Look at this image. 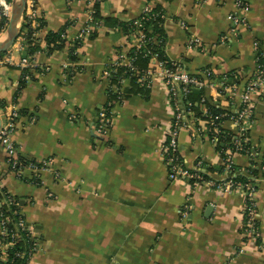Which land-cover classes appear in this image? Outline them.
<instances>
[{
  "label": "crops",
  "instance_id": "1",
  "mask_svg": "<svg viewBox=\"0 0 264 264\" xmlns=\"http://www.w3.org/2000/svg\"><path fill=\"white\" fill-rule=\"evenodd\" d=\"M247 1L249 27L241 30L237 41L222 45L219 40L230 30L235 0H153L166 14L167 56L206 83L200 90L209 102L219 96L205 69L217 76L235 73L243 84L255 70L253 43H264V0ZM36 2L37 23H44L35 32L39 50L27 56L20 32L0 57V114L12 105L24 113L14 135L20 155L54 158L55 170L64 178L44 173L41 187L16 179L0 145L1 183L21 200L39 243L30 264H264V248L242 233L241 194L206 187L193 190L187 181L170 179L159 146L173 114L160 79H153L147 98L131 96L117 105L105 137L96 133L98 111L108 100L105 67L119 52H128L135 37L103 27L78 49L73 62L84 71L69 79L63 66L71 62V42L87 23L88 0ZM146 4L147 0H105L101 12L126 22L138 19ZM61 30L65 47L48 52L45 36ZM192 35L207 51L188 48ZM3 37L1 32L0 42ZM8 57L10 63L1 62ZM22 58L35 66L20 67ZM21 80L25 86L16 99ZM253 102L250 143L262 154L264 94L253 96ZM70 114L79 119L71 122ZM224 127L235 131L231 122ZM179 144L187 168H195L201 159L204 167L216 169L212 178L227 177L221 156L208 140L183 131ZM233 160L243 169L251 162L243 154H235ZM258 177L255 203L264 241V182L261 173ZM185 206L190 209L184 217Z\"/></svg>",
  "mask_w": 264,
  "mask_h": 264
},
{
  "label": "built area",
  "instance_id": "2",
  "mask_svg": "<svg viewBox=\"0 0 264 264\" xmlns=\"http://www.w3.org/2000/svg\"><path fill=\"white\" fill-rule=\"evenodd\" d=\"M36 4V0H27L26 10L22 19V23H30L35 32L40 26L39 23H37ZM88 4L90 8L88 11L87 23L75 39L72 40L71 46H74L77 42H85L91 37L93 32H100L103 28V25L95 21L93 17L94 10L92 7L94 0H88ZM250 7L251 5L247 0H235V9L230 15V30L227 34L221 36L219 40L220 44L229 45L237 41L241 30L249 27L247 12L250 10ZM11 8L12 0H0V19L1 17H7L9 20ZM153 8V0H147V4L141 15L149 14L152 12ZM160 17H163L164 21L166 20V14L160 15ZM147 19L144 17L142 20L137 19L136 25L140 28L143 21ZM7 26L8 23L5 28H7ZM35 32L33 34L34 37ZM136 33L137 37H135L132 47H136L137 49L144 48L149 42L158 44L164 43V40L162 38L158 39L157 36L148 38L147 35L141 31ZM21 37L23 39L25 38L24 32ZM187 46L189 49L200 50L202 52L207 51V48L203 46L201 40L193 35L189 37ZM253 48L255 53V70L244 84L237 74H233L232 77L225 75V77L219 80L215 78L217 75L212 70H206V74L210 81L209 85L217 90L219 96V100L210 103L225 110V113L217 117H213L206 108L203 109L204 113L200 118H197L195 113L190 109H184L183 112L177 95H181L182 97L186 96L188 92L191 91V87L201 89L206 87V83L190 76L179 62L174 61L173 68H169L165 62L160 61L155 55L151 59L150 68L140 81L148 79L149 86L152 84L153 79L157 77L168 91V101L170 110L173 114V121L169 125L166 136L159 146V152L163 163L167 167L170 179L184 180L189 183L191 180H194L193 183H190V187L193 190L199 187H206L221 193L236 192L241 194L244 198L242 209V233L246 240H254L256 242L259 237H262L258 223L257 206L255 203V195L258 191V183L261 177H252L245 172L244 175L249 176L253 182L243 183L235 180L239 172H231L232 167L235 165L233 160L234 155L243 154L248 156L250 160L255 161L258 164L257 167L262 176L264 174V154L258 153L257 150H254L255 147L253 146H251L253 150L246 149L243 143L250 141V139L246 137V133L249 131L255 115L253 96H263L264 94V43L255 41L253 43ZM127 53L128 52L122 53L117 60L109 62L108 64L114 63L115 65L125 66L134 70V58H128ZM1 62L10 63L11 58L8 57ZM19 64L22 68L35 66L29 58H22ZM46 70H49V68H46ZM63 71L65 76L70 79L75 74L84 70L77 62L71 61L63 66ZM104 76L108 78L109 72L107 70H104ZM125 83V80L120 82L121 85ZM118 89L120 88L118 87L116 90L119 91ZM169 94L173 96L172 99L169 98ZM1 117L2 127L0 129V145L4 149L10 173L18 180L39 187L44 185L42 175L47 172L52 173L56 180L64 181V178L55 170L54 158L32 160L20 155L19 147L14 139L18 127V119L20 117L17 106L12 105L5 108ZM114 117L115 109L107 110L104 107L100 108L96 121V133L99 136L105 137L109 133L113 126ZM35 119V117H31L30 122H35ZM78 119L79 117L77 114L69 115V120L71 122L77 121ZM217 120L218 125L216 124ZM226 122L234 124L235 131L231 132L237 136L235 138L234 148H228L223 154L221 151L217 150L224 162L227 177L220 179L211 177L210 180H205L200 174V172L204 171V163L201 159L197 160L195 168H187L179 144L180 135L183 131L188 132L192 138H204L216 148L220 142L219 134L222 128L225 129L224 124ZM212 133H214V135H212ZM0 185L2 186V184ZM48 196L50 198L54 197L50 192H48ZM17 206H22L21 202L19 203L15 196L9 191L5 192L3 197L0 198V264H14L16 258H18L22 264H30L39 248L34 228L26 220L23 209L21 210L18 208L13 210V207ZM5 208L6 210H4ZM189 209V206H185L182 211L184 217L187 215ZM9 212L12 214H8ZM26 238L30 243L26 250L17 251L12 257L11 251L14 250L20 242L25 241ZM258 246L264 248L263 238L262 244Z\"/></svg>",
  "mask_w": 264,
  "mask_h": 264
},
{
  "label": "trees",
  "instance_id": "3",
  "mask_svg": "<svg viewBox=\"0 0 264 264\" xmlns=\"http://www.w3.org/2000/svg\"><path fill=\"white\" fill-rule=\"evenodd\" d=\"M104 1L105 0H94V4L92 7L94 10V14H93L94 20L97 22H100L103 25V27L118 28L124 34L130 35V37L131 36L137 37L136 32L141 31L144 34H146L148 38H152V37L154 38V36H157L158 39L162 38L164 40L163 44L149 42L142 49H137L136 47H132L128 51L127 57L134 58V62H133L134 67H135L134 70L131 68L125 67V66L115 65L114 63H110L106 65L105 70L109 72V76H108L109 88L107 91L108 100H107V103L103 107L106 108L107 110H112V109H115L117 105L122 104L126 99H128L131 96H140L143 98H147V96L149 95L151 91L152 84L148 86V79H146L145 81H140V79L145 76L146 72L150 68L151 59L153 56L156 55V57L160 61L165 62V64L169 68H173V64L175 62L171 60L167 56V53H166L167 34L165 31V26H164L165 21L163 17H160V15H165V11L163 10V8H161L160 6H154L152 12H150L147 15H143V16L141 15L138 19L142 20L143 17L146 19L147 18L149 19L144 20L142 23V26L139 28L136 25L137 19L123 22V21H120L116 17H112V16L104 17L101 12L102 3ZM8 21L9 20L7 17H1L0 33L4 32L7 29L5 28V26L7 23H9ZM43 26H44V23H41L39 28ZM20 32L25 33V42H26L25 45H27L26 55L33 56L35 52L39 50V47H38L39 40L33 36L35 30L32 29L29 23H22ZM98 34L99 32H93L90 38H95L98 36ZM45 41L47 44L48 52L63 49L66 43L65 30H61L59 32L48 33L45 36ZM81 45L82 43L77 42L75 43L74 46H71L69 50V56H70L71 61H76L78 59L77 52H78V49L81 47ZM5 54L6 53H0V57L4 56ZM121 54L122 53L119 52L118 55L120 56ZM205 70H210V69L207 68ZM226 75L232 77L233 74H226ZM190 76L194 77V75H190ZM223 77H225V75L216 76L215 78L221 80ZM123 80H125L126 83L124 85H121L120 82H122ZM24 86H25V81L21 80L19 90L17 91V94H16V99L18 98V95ZM115 87L116 89L119 87L120 88L118 89L119 91H117ZM181 97H182L181 95H177V99L178 101L180 100V106L181 108H183V112H184V109L186 110L190 109L191 111L195 113V116L197 118H200L203 116L204 108H206L213 117H217L225 113V110L212 105L208 100L205 99L204 90L191 87V91L188 92L186 96H183L182 98ZM169 98L172 99L173 96L169 94ZM19 113H20V117L24 115V113L22 114V110H19ZM216 124L218 125V120L216 121ZM212 135H214V133H212ZM219 137H220V142L216 146V150L221 151L223 154L228 148H234V142L237 136L234 135L233 132L222 128L221 133L219 134ZM246 137L250 139L249 131L246 133ZM243 143L246 149L253 148L251 147L252 145L250 141L247 143L246 142H243ZM254 150H257V152L260 153L258 149L254 148ZM262 154H264V151L262 152ZM257 166L258 164L255 161L251 160L250 166L248 168L243 169V168H240L234 165L232 167L231 172H234V173L239 172L237 177L235 178V180L239 182H243V183L253 182L250 179V177L247 175H244V173L246 172L252 177L260 176V171ZM203 169L204 171L200 172V174L203 176L205 180H210L211 179L210 173H213V171H216L215 168H212V167L207 168V166L206 167L203 166ZM221 172L223 173V170ZM193 182L194 180H191L190 183H193ZM0 184H2L1 179H0ZM5 192H8V190L3 185L2 186L0 185V198L3 197V194ZM15 198L18 200L19 203L21 202V200L17 198L16 196ZM18 208L22 210L23 206L13 207V210H16ZM4 210H6V208ZM8 214L11 215L12 213L9 212ZM256 243L258 245H261L262 237H259L256 240ZM29 244L30 243L28 242L26 238L25 241L20 242L15 247V249L11 251V256L13 257L17 251L26 250ZM20 263L22 264V262H20V260L16 258V262L14 264H20Z\"/></svg>",
  "mask_w": 264,
  "mask_h": 264
},
{
  "label": "water",
  "instance_id": "4",
  "mask_svg": "<svg viewBox=\"0 0 264 264\" xmlns=\"http://www.w3.org/2000/svg\"><path fill=\"white\" fill-rule=\"evenodd\" d=\"M27 0H12L11 15L3 41L0 42V53L8 52L19 37L20 28ZM2 127V117L0 114V129Z\"/></svg>",
  "mask_w": 264,
  "mask_h": 264
},
{
  "label": "rangeland",
  "instance_id": "5",
  "mask_svg": "<svg viewBox=\"0 0 264 264\" xmlns=\"http://www.w3.org/2000/svg\"><path fill=\"white\" fill-rule=\"evenodd\" d=\"M3 33H4V37H5V34H6V30H5V31H4ZM4 37H3V38H4Z\"/></svg>",
  "mask_w": 264,
  "mask_h": 264
}]
</instances>
